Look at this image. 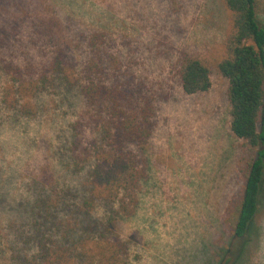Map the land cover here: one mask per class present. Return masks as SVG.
Masks as SVG:
<instances>
[{"label":"rangeland","instance_id":"rangeland-1","mask_svg":"<svg viewBox=\"0 0 264 264\" xmlns=\"http://www.w3.org/2000/svg\"><path fill=\"white\" fill-rule=\"evenodd\" d=\"M256 2L264 28V0ZM50 25L56 33L35 32ZM227 27L222 0H0L1 63H41L55 42L79 43L81 60L86 38L101 32L154 97L149 178L128 222L136 233L131 264H206L222 247L220 218L240 184L227 81L215 69ZM181 51L209 62L207 92H182L173 68ZM7 81L0 70V264H18L31 252L27 233L38 192L50 180L59 187L82 180L61 156L84 102L75 90L56 87L35 98V115L22 116L3 103ZM233 264H264V186Z\"/></svg>","mask_w":264,"mask_h":264},{"label":"trees","instance_id":"trees-1","mask_svg":"<svg viewBox=\"0 0 264 264\" xmlns=\"http://www.w3.org/2000/svg\"><path fill=\"white\" fill-rule=\"evenodd\" d=\"M222 6L228 27L215 69L227 81L228 131L239 143L240 184L220 218L222 247L206 264L238 260L264 186V28L256 0H222ZM35 29L50 36L58 26ZM106 38L101 32L87 37L81 60L75 57L79 43L55 42L41 63L0 61L8 77L3 103L22 116L35 115V98L56 87L75 90L84 102L61 156L68 173L82 174V180L66 187L50 180L38 192L27 233L31 252L18 264H131L136 233L128 222L137 216L149 178L146 151L156 106ZM173 68L184 94L210 89L207 60L181 51Z\"/></svg>","mask_w":264,"mask_h":264}]
</instances>
